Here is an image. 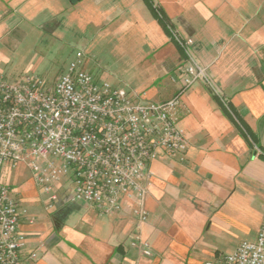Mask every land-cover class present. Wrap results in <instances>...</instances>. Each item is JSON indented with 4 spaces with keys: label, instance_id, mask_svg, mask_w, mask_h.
Here are the masks:
<instances>
[{
    "label": "crops",
    "instance_id": "1",
    "mask_svg": "<svg viewBox=\"0 0 264 264\" xmlns=\"http://www.w3.org/2000/svg\"><path fill=\"white\" fill-rule=\"evenodd\" d=\"M154 1L176 33L193 39L214 86L197 82L181 97L176 117L189 142L186 161L166 157L150 166L149 220L140 232L154 254L131 246L136 222L129 207L101 214L72 201L65 183L49 207L28 167L4 166L3 180L26 211L19 229L27 238L24 253L37 254L32 264H205L258 236L264 0ZM39 34L62 46L76 34L82 49L74 59L82 53L86 71L144 100L166 102L182 88L179 67L186 57L146 0H0V76ZM213 93L234 107L254 135L253 146Z\"/></svg>",
    "mask_w": 264,
    "mask_h": 264
},
{
    "label": "built area",
    "instance_id": "2",
    "mask_svg": "<svg viewBox=\"0 0 264 264\" xmlns=\"http://www.w3.org/2000/svg\"><path fill=\"white\" fill-rule=\"evenodd\" d=\"M169 28L186 63L179 67L181 90L166 102L144 100L95 78L84 69L82 53L55 81L33 74L0 76V264H32L37 257L24 253L27 238L19 226L26 211L3 180L4 166L20 165L31 170L49 207L61 183L72 201L101 214L129 207L136 222L131 246L153 256L140 232L149 220L150 166L166 157L186 161L189 142L176 117L181 97L197 82L214 87L193 39ZM205 264H264V210L256 240L242 241L233 253Z\"/></svg>",
    "mask_w": 264,
    "mask_h": 264
},
{
    "label": "rangeland",
    "instance_id": "3",
    "mask_svg": "<svg viewBox=\"0 0 264 264\" xmlns=\"http://www.w3.org/2000/svg\"><path fill=\"white\" fill-rule=\"evenodd\" d=\"M66 38L68 44L62 46L58 41L51 43L49 36L42 37L39 34L31 37L28 47L22 50L21 55H18L13 63L6 68V77L13 79L24 74H33L50 82L55 81L63 73L62 71L68 68L76 52L82 49V45L77 42L76 34H68ZM30 65L34 68L28 71ZM247 237V235H243V239H247Z\"/></svg>",
    "mask_w": 264,
    "mask_h": 264
},
{
    "label": "trees",
    "instance_id": "4",
    "mask_svg": "<svg viewBox=\"0 0 264 264\" xmlns=\"http://www.w3.org/2000/svg\"><path fill=\"white\" fill-rule=\"evenodd\" d=\"M146 1L149 4L150 8L152 9V11H153L155 17L157 18V20L159 21V23L167 31V33L171 36V38L174 40L172 33L170 31V28H169V27L172 28L171 21L167 17V15L163 11V9L158 4H156L154 0H146ZM215 98H217L219 100V102L221 103L223 111L229 117H231L233 120H235L237 122V124L241 128L242 132L244 133V135L248 139L249 143L251 144V146H253L254 135L249 130V128L245 125V123L241 119H239L238 115L236 114V110L234 109V107L229 102H226V104H224L222 99L217 95H215Z\"/></svg>",
    "mask_w": 264,
    "mask_h": 264
}]
</instances>
